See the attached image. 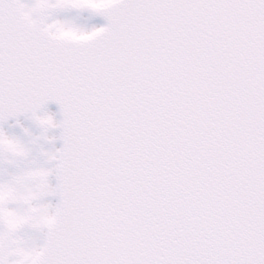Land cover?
<instances>
[{"label":"snow or ice","instance_id":"snow-or-ice-1","mask_svg":"<svg viewBox=\"0 0 264 264\" xmlns=\"http://www.w3.org/2000/svg\"><path fill=\"white\" fill-rule=\"evenodd\" d=\"M0 264H264V0H0Z\"/></svg>","mask_w":264,"mask_h":264},{"label":"bare ground","instance_id":"bare-ground-1","mask_svg":"<svg viewBox=\"0 0 264 264\" xmlns=\"http://www.w3.org/2000/svg\"><path fill=\"white\" fill-rule=\"evenodd\" d=\"M52 113H54V111H52ZM58 146V145H57Z\"/></svg>","mask_w":264,"mask_h":264}]
</instances>
